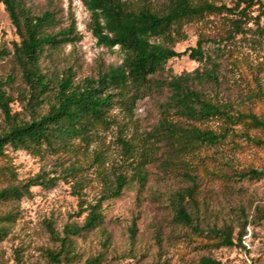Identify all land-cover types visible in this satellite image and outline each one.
Returning <instances> with one entry per match:
<instances>
[{
	"label": "trees",
	"instance_id": "1",
	"mask_svg": "<svg viewBox=\"0 0 264 264\" xmlns=\"http://www.w3.org/2000/svg\"><path fill=\"white\" fill-rule=\"evenodd\" d=\"M82 2L91 15L89 29L97 44L108 49L119 47L124 59L118 66L101 69L95 77L76 81L73 68L61 70L54 61L64 45L75 44L81 39L75 19L69 17L68 25L62 27L63 19L55 9L33 14L25 0H0L20 39L19 43H14L12 51L0 45V62L11 58L22 84L18 87L13 75L5 81L0 80V114L3 117L0 160L7 157L6 152L10 148L34 155L43 152L60 157L77 155L92 144L100 131L109 130L115 123L113 110L118 105L132 115L139 98L164 88L168 95L159 105L158 124L140 149H135L133 142L120 139L125 155L132 159V175L114 170L104 174L106 184L101 198L90 204L80 202V214L86 213L82 224L66 225L62 232L48 226L50 238L55 243V248L46 251L48 263H79L81 253L76 239L102 227V204L121 197L134 180L143 189L149 176L147 166L158 161L166 168L178 169V174L189 184L172 196L173 222L190 230L195 237L205 239L197 242L208 248L242 245L243 235L234 238L230 226L204 231L196 214L200 211V172L194 160L199 153L217 149L238 137H244L248 144L258 148L264 147V114L253 108L256 102L264 104V85L255 79L256 89L249 87V92L244 94V100L252 105L242 103V107L205 92L207 85L213 89L221 85V59L228 54L221 45L231 41L232 33L219 41H211L216 45L211 52L205 48L207 40L204 39H200L196 47L183 52L175 49V43L184 38L183 27L186 24L209 15L233 13V10L211 0H165L161 7L156 6L155 0ZM234 26L237 33L244 31L241 21H234ZM187 55L204 66L192 73L171 75L162 82L156 80L155 77L165 71L170 60ZM12 91L17 93V97ZM17 102L22 107L21 111L13 110ZM238 146L235 144L234 148ZM95 158L103 164L101 152L96 153ZM203 159L220 164L211 155ZM249 174L260 178L264 173L252 169ZM211 175L226 177L224 171ZM0 178L8 182L0 185V203L21 202L32 196L33 187H52L56 182L55 177L49 178L47 174L18 181L15 168L8 163L0 167ZM16 218L13 210L0 215V243L9 236ZM135 233L133 229L132 239ZM103 235V251L87 258L84 264L105 262L110 235L105 230ZM189 264L222 263L212 257H201Z\"/></svg>",
	"mask_w": 264,
	"mask_h": 264
},
{
	"label": "rangeland",
	"instance_id": "2",
	"mask_svg": "<svg viewBox=\"0 0 264 264\" xmlns=\"http://www.w3.org/2000/svg\"><path fill=\"white\" fill-rule=\"evenodd\" d=\"M211 1L225 5L233 13L209 15L186 24L184 38L175 43V49L183 52L204 39L207 40L205 48L211 52L216 47L211 41H219L232 33L231 41L221 45L228 53L221 59V85L214 89L207 85L205 92L236 107H242V103L252 105L244 100L245 92H249V87L256 89L255 79L264 85V0ZM164 2L155 0L154 3L161 7ZM25 3L33 14L57 10L63 19L62 27L68 25L69 17L75 19L81 39L75 44L64 45L54 61L61 70L73 68L76 81L95 77L108 66L122 64L124 53L119 47L108 49L97 44L89 29L91 15L82 0H25ZM236 20L241 21L243 32H236ZM15 42H20L19 36L5 6L0 4V45L12 51ZM203 66L187 55L170 60L165 71L155 78L162 82L171 75L192 73ZM10 75L21 87L19 71L11 58H7L0 62V80L5 81ZM12 94L17 97L15 91ZM167 95L164 88L139 98L132 115L118 105L113 110L115 123L109 130L100 131L92 144L77 155L60 157L45 152L34 155L7 150L0 167L6 163L12 165L18 181L47 174L49 178L55 177L56 182L52 187H33L32 196L21 202L0 203V215L12 210L17 215L9 236L0 243V264H49L45 254L48 249L55 248V243L50 238L48 226L62 232L66 225L82 224L86 213L80 214V202L90 204L101 198L106 184L104 174L114 170L132 175V159L125 155L120 139L129 140L135 149H140L158 124L159 105ZM253 108L264 114L263 103L256 102ZM13 110L21 111L20 103H15ZM0 125H3L1 114ZM212 126L217 127L216 123ZM235 144L240 147L234 148ZM100 152L103 164L95 158ZM206 155L216 158L220 164L204 160ZM194 163L200 172V211L193 210L198 213L204 231L230 226L234 238L243 235L242 245L208 248L197 242L205 239L175 224L172 196L189 184L178 174V169L166 168L158 161L147 166L149 176L143 189L134 180L121 197L102 204V227L76 239L81 253L77 264H84L87 258L103 251V230L110 235V246L102 264H189L201 257H212L222 264H264V174L260 178L249 174L252 169L264 173V147L258 148L248 144L244 137H238L217 149L199 153ZM216 171H224L226 177L211 175ZM4 181L0 178V185L8 183ZM133 229L136 230L134 239L131 238Z\"/></svg>",
	"mask_w": 264,
	"mask_h": 264
}]
</instances>
